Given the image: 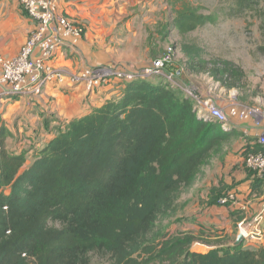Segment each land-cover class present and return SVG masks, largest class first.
Listing matches in <instances>:
<instances>
[{
	"label": "trees",
	"instance_id": "16d2710c",
	"mask_svg": "<svg viewBox=\"0 0 264 264\" xmlns=\"http://www.w3.org/2000/svg\"><path fill=\"white\" fill-rule=\"evenodd\" d=\"M261 1L238 0L237 9L253 11ZM179 3L173 27L182 38L216 23L199 7ZM259 17L264 31L263 10ZM181 50L190 74L207 73L228 91L245 79L234 63L206 61L199 46L182 44ZM193 108L179 89L140 79L117 99L65 123L32 160L8 149L2 126L0 264H91L92 254L111 264H264V246H233L236 233L226 229L170 232V222L186 207L181 195L201 168L241 137ZM250 152L264 147L248 146L245 157ZM248 172L256 193L263 183ZM228 193L213 188L208 204L218 205ZM196 244L209 249L196 251Z\"/></svg>",
	"mask_w": 264,
	"mask_h": 264
},
{
	"label": "crops",
	"instance_id": "0c3cea01",
	"mask_svg": "<svg viewBox=\"0 0 264 264\" xmlns=\"http://www.w3.org/2000/svg\"><path fill=\"white\" fill-rule=\"evenodd\" d=\"M51 1L58 15L82 24L86 33L76 43L63 46L51 63L57 72L67 79L65 84L55 83L40 96L20 97L7 101L2 108L0 128L4 126L10 135L7 139L8 149L17 154L27 152L30 160L36 150L45 147L56 137L65 123L82 118L107 101L117 99L125 88V85L114 83L102 88L98 93L89 94L83 85L70 84L68 80L70 77L93 66L119 65L128 69L140 70L150 64L146 59L140 58L139 53L134 52L137 45L133 44V33L129 23L138 17V11L146 3L153 6L152 0ZM124 21L126 23L122 24ZM34 29L35 24L24 13L19 0H0V56L15 57ZM147 37L146 34L145 41L141 42L146 52L149 50ZM130 44L134 46L131 49ZM178 74L181 76L180 80L185 81L182 82L183 85L189 86V81L185 76L183 77V71H179ZM214 82L211 78L204 81L209 86ZM212 87L214 88V85ZM201 91L204 96L212 92L211 88L206 90L204 87ZM217 103L222 107L227 106L225 102ZM228 128H237L241 137L231 142H234L233 153L226 158L232 159L240 166L235 170H232V167L225 170L227 178L221 179L219 184L227 192L237 193L242 203L249 201L247 211L242 213L231 207L210 205L205 209L202 215L204 217L200 221L192 220L193 222H190L191 224L182 231L199 229L201 226L216 227L226 229L231 236L236 233L235 238H237L239 232L238 229L236 230V225L243 219L247 220L250 229L255 224L254 218L262 207L263 187L257 188V192L253 193L254 180L244 168V154L248 146H253L258 131L251 123L239 122L236 119L230 121ZM262 226L264 227V223ZM243 244L245 248L256 250L264 246V236L257 240L246 239ZM208 249L199 244L194 246V250L202 253Z\"/></svg>",
	"mask_w": 264,
	"mask_h": 264
},
{
	"label": "rangeland",
	"instance_id": "374dc122",
	"mask_svg": "<svg viewBox=\"0 0 264 264\" xmlns=\"http://www.w3.org/2000/svg\"><path fill=\"white\" fill-rule=\"evenodd\" d=\"M180 1H186L200 8L203 15H211L217 18L215 24L208 23L187 37L182 38L173 27L175 17L174 8H181ZM238 0H152L153 6L147 3L138 11V17L129 23L132 30V41L137 47L135 53L139 57L152 63L161 57L168 49L174 52L175 68L183 71L189 81V86L201 94V88L211 91L209 96L217 102L229 104L232 97L246 105H259L264 109V31L261 28L262 21L259 17V10L264 11V1L256 5V10L239 11ZM176 6L174 7V4ZM126 21L122 22L125 24ZM142 34V35H141ZM146 34L149 50L141 46L145 41ZM182 44H191L201 47L204 50V59L210 62H230L240 67L245 73V79L239 89L228 91L207 74H190L186 70L188 60L182 53ZM132 44L129 48H132ZM133 46V47H134ZM142 47V49L140 48ZM128 48V47H126ZM211 78L212 85L205 84ZM156 83L161 78H151ZM183 80L179 84L183 85ZM199 82L201 83L199 85ZM224 104V105H225ZM238 128V127H237ZM235 128V129H237ZM10 137V135H9ZM233 143L226 146L224 153L213 155L207 165L203 166L196 177L194 186L185 191L180 198V203L185 204V209L177 219L170 222V232H176L187 228L192 220L204 216L206 208L210 207L211 190L220 187L219 181L227 178L224 171L232 167L235 170L240 164H235L232 159H227L232 154ZM244 168H246L244 162ZM234 184V183H233ZM228 185V184H227ZM229 192V191H228ZM199 216V217H197ZM91 264H111L109 258L100 257L97 254L91 255Z\"/></svg>",
	"mask_w": 264,
	"mask_h": 264
},
{
	"label": "built area",
	"instance_id": "2783aa9c",
	"mask_svg": "<svg viewBox=\"0 0 264 264\" xmlns=\"http://www.w3.org/2000/svg\"><path fill=\"white\" fill-rule=\"evenodd\" d=\"M27 17L35 24V29L15 57L0 56V113L7 101L20 97L42 95L55 83L65 84L67 79L52 66L59 50L70 43L81 40L85 27L55 11L51 0H19ZM179 71L174 65L173 49H168L161 57L148 66L133 70L119 65L87 67L68 80L73 86L83 85L89 94L98 93L102 88L114 83L127 85L140 79L161 78L165 84L179 89L194 102V112L198 117L210 120L228 129L230 121L251 123L258 132L254 145L264 147V109L259 105H246L232 97L226 107L216 105L212 98L199 94L190 86L180 85ZM161 81V82H162ZM71 85V86H72ZM246 168L263 183V200L260 212L254 218V226L249 228L243 219L237 225L245 240H257L264 236V152H250L245 157ZM249 201L242 203L237 193L229 192L218 201V205L231 207L245 213Z\"/></svg>",
	"mask_w": 264,
	"mask_h": 264
},
{
	"label": "water",
	"instance_id": "95a60500",
	"mask_svg": "<svg viewBox=\"0 0 264 264\" xmlns=\"http://www.w3.org/2000/svg\"><path fill=\"white\" fill-rule=\"evenodd\" d=\"M245 241L244 235L239 233L237 235L236 241L233 243V246H239Z\"/></svg>",
	"mask_w": 264,
	"mask_h": 264
}]
</instances>
